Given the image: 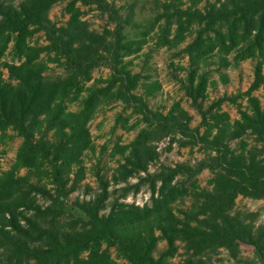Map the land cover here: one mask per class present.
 Wrapping results in <instances>:
<instances>
[{
	"label": "trees",
	"instance_id": "obj_1",
	"mask_svg": "<svg viewBox=\"0 0 264 264\" xmlns=\"http://www.w3.org/2000/svg\"><path fill=\"white\" fill-rule=\"evenodd\" d=\"M57 1L0 0V143L12 137L8 129L20 137L11 164L0 170V264H172L168 258L177 241L182 246L178 264H209L208 255L219 247L232 257L229 264H254L238 256L241 245L264 264V223L254 224L256 211L233 210L238 194L261 198L264 206V159L258 156L264 151V104L252 93L261 87L264 97V0H211L202 8L200 0L184 6L162 1L137 32H131V17L117 15L106 0H67V17L57 25L47 15ZM79 4L107 11L113 26L89 28ZM40 31L45 43L30 39ZM150 31L154 47H174L192 33L173 55L187 58L186 66L177 67L184 69L183 93L199 114L194 126L177 100L165 112L149 107L145 97L160 83L126 67L130 59L124 58L138 52ZM5 54L8 59H2ZM246 58L255 59L248 86L202 107L211 72L207 65L214 62L225 81L222 69ZM49 63L63 73L50 75ZM99 64L111 71L92 77ZM137 87L142 91L135 92ZM237 97H245V104ZM113 100L129 111L117 112L111 128L137 130L127 142L117 136L109 145V153L121 161L109 179L95 172L96 189L75 201V214L67 209L66 196L84 177V150L93 148L88 121L98 106ZM224 100L235 107L236 117L221 109ZM72 102L76 109L69 108ZM246 133L252 144L243 138ZM163 137L169 140L166 149L174 141L197 145L203 155L194 163L146 171L158 156L155 141ZM234 138L238 146L231 148ZM20 168L26 172L18 173ZM203 168L211 172L209 188L196 180ZM110 181L121 185L102 212ZM143 184L148 202L120 200ZM187 195L188 205L174 206ZM158 240L165 246L154 256Z\"/></svg>",
	"mask_w": 264,
	"mask_h": 264
},
{
	"label": "rangeland",
	"instance_id": "obj_2",
	"mask_svg": "<svg viewBox=\"0 0 264 264\" xmlns=\"http://www.w3.org/2000/svg\"><path fill=\"white\" fill-rule=\"evenodd\" d=\"M67 0H60L52 4L48 11L47 15L50 20L54 21L57 25L63 24L67 13L63 10V5ZM111 3L116 8L117 15L121 16H130L132 23H134L131 32H137L140 27L144 26L147 23V18L154 12L159 11V3L162 1H169L174 4H181L184 6L188 3L187 0H106ZM211 0H200L197 3L199 8H202L206 2ZM82 13L81 18L86 19L89 28L96 31H100L103 27L111 28L113 26V20L108 18L107 11H100L94 4L82 5L79 4ZM137 25V26H136ZM128 28V27H126ZM152 31H150L144 38V42L141 45V48L137 53L126 56L124 59H130V62L126 67L130 71H140L141 73H148L150 79H156L160 83V87L152 95L145 97L147 105L151 108L160 109L162 112H165L170 104L173 101H179V104L187 110L190 114V119L188 121L190 126H194L199 121V114L189 102V98L183 93L181 88V82L184 77V69L178 68L177 65L186 66L187 58L186 55L174 56L173 53L181 48L190 38L192 33L186 35L184 40L177 44L174 47H154ZM32 41L37 40L38 43H45L46 39L43 34L37 32L33 34L30 38ZM7 51V50H6ZM9 55L5 54L2 59H8ZM214 58V57H212ZM255 59L246 58L239 61L236 65H229L222 70L226 73V80L223 81L219 78L218 73L213 68L215 63L211 62L207 65V68L211 70L209 73V82L206 86L205 97L202 99V107L206 105L214 98L221 96L223 94H233L238 91L244 90L249 82L252 79V69ZM50 75L63 73V68L55 63H49ZM3 76H6L5 68H2ZM110 68L105 64H99L93 68L91 72L92 77L97 76H106L110 72ZM262 73L264 75V64L262 65ZM92 79L88 80L86 83H89ZM135 92H141L142 88L137 87ZM253 94H256L260 106L264 104L263 97V88L258 87L252 91ZM245 97H237V101H240L241 104H245ZM78 107L77 102H72L69 104L70 109H76ZM221 109L226 110L230 118L237 116L235 107L229 103L227 100H224L221 105ZM129 111V108L125 111H122V104L118 100L110 101L106 104L100 105L97 107L96 112L93 117L88 121L89 130L91 133V139L93 148L84 150L82 154V164L85 166L84 177L80 180L77 187L68 193L66 196V206L67 209L73 213L78 212V208L75 206V201L87 198L91 196L96 189L97 179L95 172L103 175L106 178H110L113 168L115 165L121 161V158L118 154L111 155L109 153V145L114 141L117 136L120 142H127L136 132L137 128L131 130H123L120 126L111 128L114 117L117 112H120L122 115H125ZM135 115L131 116L129 120L133 119ZM202 126H199V130H202ZM8 133H12V137L5 140L4 143H0V148H4L5 152L0 154V170L7 168L14 156L16 146L20 141V137L13 134V131L8 129ZM243 138L252 144L254 142L253 136L249 133H246ZM168 137H163L155 141L156 149L158 151V156L156 159L152 160L146 168V171H153L158 169L160 165H174L177 162H187L194 163L197 159L202 157L203 151L197 145L192 147L188 146H177L173 141L170 144V147L166 149L168 145ZM257 146L260 145L258 142ZM229 146L231 148H236L238 146V138H234L229 141ZM259 157L264 159V151H261L258 154ZM24 168H20L18 173H25ZM143 172H139L142 174ZM211 176V172L207 168L201 169L196 174V180L199 186L210 187V184L207 182L208 177ZM30 180H34L31 176ZM135 180V177H129L128 181ZM113 184L109 182L108 189L110 191L107 199L106 205L100 211L105 212L108 208V201L118 192V187L121 185ZM85 188L88 190H85ZM148 189L145 184L141 185L140 188L135 192H129L120 200L127 202H148ZM40 203H45L38 197ZM190 202V197L187 195L182 201H174L175 207H184ZM233 210H246V211H256L257 214L253 220L254 224L264 223V206L261 198H253L249 196L236 195L234 198ZM177 249L173 256L168 258V261L172 264H178L182 258V246L181 242L177 241ZM165 246L163 240H158L155 244V248L152 252L156 256L159 251H161ZM111 255L114 256V251L112 248H109ZM238 256L242 258L251 259L254 264H262L258 260L254 251L248 246L241 245ZM120 262V259H116ZM233 261L232 257L228 255L224 247H219L214 253L208 255L209 264H229Z\"/></svg>",
	"mask_w": 264,
	"mask_h": 264
},
{
	"label": "built area",
	"instance_id": "obj_3",
	"mask_svg": "<svg viewBox=\"0 0 264 264\" xmlns=\"http://www.w3.org/2000/svg\"><path fill=\"white\" fill-rule=\"evenodd\" d=\"M134 203H136V202H134ZM143 202H141V203H136V204H139V205H141Z\"/></svg>",
	"mask_w": 264,
	"mask_h": 264
}]
</instances>
